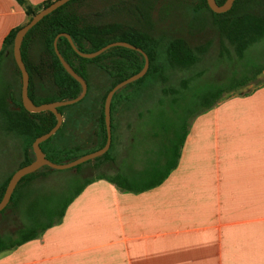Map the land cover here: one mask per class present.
Wrapping results in <instances>:
<instances>
[{
  "label": "crops",
  "instance_id": "1",
  "mask_svg": "<svg viewBox=\"0 0 264 264\" xmlns=\"http://www.w3.org/2000/svg\"><path fill=\"white\" fill-rule=\"evenodd\" d=\"M28 22L16 0H0V54ZM0 67L12 106L19 80L8 56ZM0 264H264V83L192 119L177 167L161 185L133 193L94 179L60 223L0 253Z\"/></svg>",
  "mask_w": 264,
  "mask_h": 264
},
{
  "label": "trees",
  "instance_id": "2",
  "mask_svg": "<svg viewBox=\"0 0 264 264\" xmlns=\"http://www.w3.org/2000/svg\"><path fill=\"white\" fill-rule=\"evenodd\" d=\"M16 1L24 7L29 21H31L38 12L50 6L56 0L48 1L39 8H32L28 5L27 0ZM78 1L81 0H73L44 18L37 26L29 31L22 44V58L30 75L29 96L37 106L74 100L82 93L81 85L66 72L55 52L54 42L61 34H68L72 38L77 49L86 54L98 52L106 46L116 42H125L141 49L149 57L150 68L146 76L136 83H142L146 77L154 74H161L164 71L162 65L155 64L161 56L166 58L171 68L186 70L195 66L200 56L207 52V47L201 45L192 47L191 44H189L188 35L193 34V31L192 28L187 27L185 24L179 27L180 36L174 39L169 40L166 36L155 33L157 28L156 23H158V25L167 23L170 25H167L168 29L172 30L174 27L171 20L174 18L177 11L180 14L182 13V7L186 10L185 13L190 15H202L206 11L210 13L214 19V27L219 32V40L222 42L224 40L228 41V43L234 47L235 52L240 58L244 57L245 52L250 47L264 39V0H236L232 10L222 15L213 13L208 7L207 0H193L192 2L190 0H184L178 2L177 4L179 5L165 3L159 6L160 10L157 11L159 18H155L154 14H152L156 10L155 6L151 3H146L148 30L143 32L135 29H125L118 23L105 26H81L80 19L77 15L66 12L71 4ZM216 1L220 6L226 2V0ZM20 29L21 28H18L12 31L6 38L4 48L0 54V63L6 56L12 59L15 75L19 80V101L15 103V101L11 99L14 104L12 105L13 112L10 111L8 114L4 115V117L7 118L6 132L15 133L29 140L25 152L27 163L22 165L21 168H23L34 161L33 158H30V151L32 150L33 143L41 136L49 133L56 126L57 119L50 112L32 114L27 112L23 107L22 75L13 56L15 37ZM181 32L185 33L181 34ZM35 38H39L38 44H36V46H38V52L36 53L37 58L34 57L33 53ZM58 50L70 67L83 78L88 85V93L81 102L59 109V112L64 117L62 127L54 137L41 144V149L45 153L46 158L55 164L61 165L73 162L105 147L107 143V130L104 108L107 95L118 84L139 74L144 68L145 59L138 52L125 48L111 49L92 60L84 59L73 50L66 38L59 39ZM109 57L116 58L113 59L111 67L100 65L101 62ZM75 61L78 63L75 64ZM93 66L101 68L103 72L111 77L108 88L104 89L103 84L97 80L98 78L95 75ZM248 70L250 71V69H247V71ZM263 71L264 69L257 71V74L260 75ZM247 85V80L240 82L232 79L228 84L222 86L212 85L205 89L204 92L201 91V94L196 95L194 100L195 104L200 103L201 106L198 110L191 113L192 119L212 109L224 95ZM37 86H39V89L36 91ZM121 91L114 96L111 107L112 112L115 109L116 103L120 100L119 99L115 103L116 97ZM36 92L44 97L37 99L35 97ZM35 100H37L38 103H36ZM188 107L189 106H187V108ZM182 108L181 105H178V110ZM190 123H187L185 120V122L180 125V128L174 131L173 138L167 139L165 152L161 155V158L153 170L135 177L118 171L111 176L101 174L96 179L106 180L122 191L133 193L144 192L161 185L168 178L171 171L177 167L183 145L188 135ZM94 129H96V144L93 148L87 149L89 133ZM165 133L170 137L171 130H167ZM153 136L158 138L159 135L158 133H153ZM57 137L62 138L64 142L61 144L55 143ZM112 147L113 143L107 154L94 161L96 163H101V166L104 168H110L115 162V158L112 157L110 153ZM90 163H92V161L75 168V170L79 171ZM46 171L51 172L54 170L46 167L35 174L25 177L16 188L10 204L2 212L0 224L7 223L13 216L17 217L20 212L24 211L29 225L18 229L20 236L16 239L11 238V236L6 237L0 234V253L12 250L29 241L35 240L56 223H60L69 205L94 181V179H90L80 183L74 194L63 205L57 216L52 221L46 222L44 221L43 213H39L41 216L37 215L35 212L32 213L29 205L25 209L22 208L27 200L24 191L32 189V187L28 185L36 178L45 175ZM13 175L14 174L7 179L0 189V203L3 200L9 181ZM34 202L32 204H34Z\"/></svg>",
  "mask_w": 264,
  "mask_h": 264
},
{
  "label": "rangeland",
  "instance_id": "3",
  "mask_svg": "<svg viewBox=\"0 0 264 264\" xmlns=\"http://www.w3.org/2000/svg\"><path fill=\"white\" fill-rule=\"evenodd\" d=\"M180 1L184 0H81L71 4L66 12L77 15L81 26H105L118 23L125 29L143 32L148 30L146 3L155 6L156 10L152 14L155 18H159L157 12L160 10L159 6L165 3L179 5L177 3ZM182 8V13L177 11L171 20L174 27L172 30L168 29L170 25L167 23L160 25L156 23L155 33L166 36L169 40L174 39L180 36L179 27L185 24L193 31V34L188 35L189 44L192 47L200 45L207 47V52L200 56L195 66L186 70L171 68L166 58L161 56L155 62L156 65L164 67L161 74L150 75L142 83L135 82L128 85L116 97L115 103L120 100L112 112L113 147L110 153L115 158V162L111 167L104 168L101 163L92 161L79 171L75 169L46 171L45 175L36 178L28 185L32 189L24 191L27 200L22 206L23 209L29 205L32 213L35 212L37 215L43 213L44 221L50 222L61 211L80 183L96 179L101 174L111 176L118 171L122 172L124 163L135 172L146 173L153 170L165 152L167 139L173 138L174 131L178 130L185 120L190 123L191 113L200 108L201 104H195L194 100L201 91L204 92L212 85L228 84L232 79L240 82L248 81L247 86L226 94L230 96L264 83V71L260 75L257 74V71L264 69V39L250 47L244 57L240 58L228 41L219 40V32L214 27V19L210 13L206 11L202 15H190L185 13L184 7ZM36 38L33 53L37 58L36 44L39 38ZM113 59L116 58L109 57L100 65L111 67ZM77 63L75 61V64ZM10 66L14 69L12 59ZM93 69L104 89L108 88L111 77L99 67L93 66ZM247 69L250 71L248 72ZM8 88V83L0 74V97L4 98L0 101V189L12 174L27 163L25 152L29 142L28 139L15 133L6 132L7 118L4 115L13 112L12 106H8ZM35 102L38 103L37 100ZM178 105L183 108L178 110ZM95 130L89 133L87 149L93 148L96 144ZM167 130H171L170 137L165 133ZM126 131L129 133H124ZM153 133H158V138L153 136ZM132 140L135 144L131 146ZM62 142L64 140L60 137L55 140L57 144ZM30 158H35L33 149L30 151ZM32 201H35L34 204ZM28 225L27 216L22 211L7 223L0 224V234L16 239L20 236L18 229Z\"/></svg>",
  "mask_w": 264,
  "mask_h": 264
},
{
  "label": "water",
  "instance_id": "4",
  "mask_svg": "<svg viewBox=\"0 0 264 264\" xmlns=\"http://www.w3.org/2000/svg\"><path fill=\"white\" fill-rule=\"evenodd\" d=\"M71 1H73V0H56V1H54L50 6L44 8L40 12H38L32 18V20L28 22V24H26L24 27H22L18 31V33L15 37L14 47H13V56H14L15 63H16V65H17V67H18V69L22 75V104H23V107L27 112L32 113V114H40V113H44V112H50L56 117L57 124L49 133L41 136L40 138H38L33 143L32 149H33L34 157H35L34 161L31 164L19 169L17 172L14 173V175L10 179L9 184L7 186V189H6V192H5V195L3 197V200L0 203V219L2 218V212L10 204L12 196H13L16 188L18 187L20 182L25 177L30 176L32 174H35V173L39 172L40 170H42L43 168H46V167L50 168L51 170H55V171H65V170H69V169H75V168H77L83 164H86L90 161H94V160L104 156L105 154H107L109 152V150L112 146V109H111V107H112V102H113L114 96L119 91H121L122 89L127 87L128 85L135 83V82L141 80L142 78H144L146 76L149 68H150V60H149V57L147 56V54L144 51H142L141 49H139V48H137L131 44H128L125 42H116V43H113V44L106 46L105 48L99 50L98 52L86 54V53L80 52L77 49L72 38L68 34H61L56 38V40L54 42L55 52H56V54H57V56H58V58L62 64L63 68L66 70V72L81 85L82 93L77 99H74V100L55 102V103H50V104H44L41 106L35 105V103L30 99V96H29L30 75H29V72L26 68L24 61H23V58H22V44L24 42L25 37L29 33V31H31L35 26H37L44 18L53 14L58 9L67 5ZM235 2H236V0H226V2L222 6H220V5H218L216 0H207V4H208L209 9L213 13L218 14V15L226 14L229 11H231ZM60 38H66L69 41L70 45L72 46L73 50L81 58L88 59V60L95 59V58L103 55L107 51L114 49V48H125V49H129V50L138 52L145 59L144 68L139 74H137V75L125 80L124 82L118 84L107 95V98L105 101V108H104L105 125H106V130H107V143H106L105 147L99 151L85 155V156H83V157H81V158H79L73 162H70L67 164H61V165L55 164L46 158L45 153L41 149V144L49 141L52 137H54L57 134V132L60 130V128L62 127L63 122H64V117L59 112V109L64 108V107H68V106H72V105H75V104H78L79 102H81L86 97V95L88 93V85H87L86 81L83 78H81L70 67V65L65 61L63 56L60 54V52L58 50V41Z\"/></svg>",
  "mask_w": 264,
  "mask_h": 264
}]
</instances>
